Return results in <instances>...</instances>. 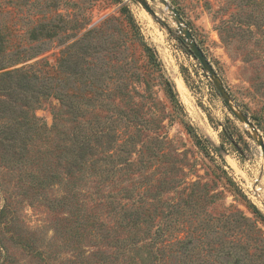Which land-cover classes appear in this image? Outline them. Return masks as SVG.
Segmentation results:
<instances>
[{
  "label": "rangeland",
  "instance_id": "obj_1",
  "mask_svg": "<svg viewBox=\"0 0 264 264\" xmlns=\"http://www.w3.org/2000/svg\"><path fill=\"white\" fill-rule=\"evenodd\" d=\"M0 31V75L50 86L18 102L34 128L19 163L0 160V264H264V0H0ZM104 122L98 174L57 167L58 130Z\"/></svg>",
  "mask_w": 264,
  "mask_h": 264
},
{
  "label": "trees",
  "instance_id": "obj_2",
  "mask_svg": "<svg viewBox=\"0 0 264 264\" xmlns=\"http://www.w3.org/2000/svg\"><path fill=\"white\" fill-rule=\"evenodd\" d=\"M93 30L90 29L87 33L90 34ZM32 35L36 37L37 30L32 31ZM5 48L4 38L0 31V52ZM86 51L89 46H86ZM2 78L7 76L12 77L11 82L4 86L1 90L7 95L10 101L4 100V107L8 115V123L0 127V160L4 165L8 167L14 166L15 163H19L21 156L25 153L18 152L17 149H25L26 140L34 124L31 125L32 120L28 118V112L22 108V104L19 105L18 102H28L37 99L39 93H45V89L48 90L49 79L43 81L41 86H35L34 83L37 82L40 77L35 73L31 72L30 69L18 68L14 72H4L1 74ZM165 87V92L170 98H174L175 91L173 90L171 83L167 82ZM13 99V101H11ZM33 100V101H35ZM34 117V116H33ZM100 126L93 134L84 135L79 131H74L73 135L70 136L66 131L58 130L60 135L59 143L55 144L60 150V154L57 156L59 165L57 167L64 168L65 173L68 175H73L77 171L79 173L85 168H90L91 170L97 171L101 170V162H106L108 159L111 160L113 157L112 154L107 152L108 147H105L104 150H99L98 147H103L104 144L109 145V147L114 143L116 139V133L111 129V124ZM55 128V127H54ZM64 135V136H63ZM53 142L55 139H52ZM99 153H105L104 158H100L97 155ZM90 164V166H87ZM102 171L110 172L109 169ZM51 172L50 176L47 177V181L50 179L56 178V175ZM98 174V173H97ZM259 217L260 221L264 225V216L262 214L256 215Z\"/></svg>",
  "mask_w": 264,
  "mask_h": 264
},
{
  "label": "water",
  "instance_id": "obj_3",
  "mask_svg": "<svg viewBox=\"0 0 264 264\" xmlns=\"http://www.w3.org/2000/svg\"><path fill=\"white\" fill-rule=\"evenodd\" d=\"M172 12H173V15L175 16L178 27L180 28L181 32L184 35L183 40L186 41L188 44L187 45L188 52L192 56H194L197 60H199L200 64L204 68V70H206L209 73V77L212 78V80L216 86V89L218 90L220 95L223 97L225 103L228 105V108H230L239 119H241L242 121H244L247 124H249L250 126H252V124L248 118V115L240 113L235 108V106L232 104V101L230 99V95H229L226 87L223 85L222 81L220 80V78H218L219 75L217 74L214 66L212 65L211 61L209 60L208 56L206 55V53L204 52L202 47L199 46V44L195 40L191 30L188 29L187 27H185L183 20H182L181 16L179 15V12L176 9H172ZM260 144L264 150V143L262 142V140H260Z\"/></svg>",
  "mask_w": 264,
  "mask_h": 264
}]
</instances>
